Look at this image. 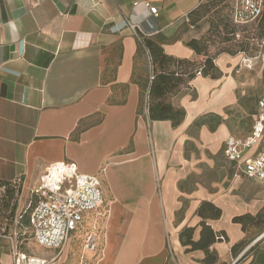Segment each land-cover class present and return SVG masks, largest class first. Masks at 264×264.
I'll return each mask as SVG.
<instances>
[{"label": "crops", "instance_id": "obj_1", "mask_svg": "<svg viewBox=\"0 0 264 264\" xmlns=\"http://www.w3.org/2000/svg\"><path fill=\"white\" fill-rule=\"evenodd\" d=\"M144 1L0 0V184H18L19 215L45 169L71 163L101 179L104 200L61 252L0 236V264L17 249L44 264H264V219L235 221L264 212V186L225 156L229 137L252 134L258 103L251 132L234 135L240 87L221 56L218 78L170 97L185 111L178 126L152 120L151 59L125 19L166 37V55L202 63L176 35L203 0H147L157 16L134 6Z\"/></svg>", "mask_w": 264, "mask_h": 264}, {"label": "built area", "instance_id": "obj_2", "mask_svg": "<svg viewBox=\"0 0 264 264\" xmlns=\"http://www.w3.org/2000/svg\"><path fill=\"white\" fill-rule=\"evenodd\" d=\"M140 4L150 15H158V7L150 1L136 2L134 6ZM263 11L264 0H235L233 22L238 26L254 23L261 17ZM125 27L143 45V38L146 35L140 26L126 18ZM197 75L202 76V69ZM153 80L152 71L149 87ZM145 105L148 113L149 88ZM225 156L235 165V177L250 179L264 186V96L258 100L252 134L246 139L229 137L226 141ZM6 191L7 186L0 184V197H3ZM103 205L102 181L98 176L82 173L71 163H53L45 169L40 185L33 193L27 208L22 214H17L16 224H19L23 214L28 212L30 239L40 247L61 252L74 235L84 231L87 214L100 216ZM106 213H103V216L107 215ZM94 231L85 234L86 250L94 251L97 248L98 237ZM6 236L16 241L19 247L17 229H14L12 235ZM220 239L224 240V237ZM13 257L14 264H44L42 260L28 257L19 249L14 251Z\"/></svg>", "mask_w": 264, "mask_h": 264}, {"label": "rangeland", "instance_id": "obj_3", "mask_svg": "<svg viewBox=\"0 0 264 264\" xmlns=\"http://www.w3.org/2000/svg\"><path fill=\"white\" fill-rule=\"evenodd\" d=\"M234 2L204 0L198 10L188 16L186 26L179 29L176 38L184 39L185 43L199 39L202 45H206L214 65L221 56L232 58L233 69L230 71L240 87L241 111L230 115L229 122L234 135L243 137L251 132L258 100L264 95V38L260 37L258 21L234 26L231 18ZM246 37H249L250 45H246ZM28 239L25 244L35 243Z\"/></svg>", "mask_w": 264, "mask_h": 264}, {"label": "trees", "instance_id": "obj_4", "mask_svg": "<svg viewBox=\"0 0 264 264\" xmlns=\"http://www.w3.org/2000/svg\"><path fill=\"white\" fill-rule=\"evenodd\" d=\"M203 2L201 4H203ZM231 6V18L233 21V5ZM198 8L193 11L190 16H192ZM257 21L259 22L260 37L264 38V11ZM233 24L236 26L234 22ZM166 40L167 38L163 35H159L157 39H150L148 36H144L143 45H140V53L145 50L149 54L154 74V80L149 87L150 118L154 121L170 120L174 126H178L184 119L185 111L181 108H175L170 103V97L180 93L182 88L190 87L191 82L198 77L197 73L201 69L202 76L218 78L220 73L216 65L213 64V59L206 45H202L199 39H192L187 42L186 45L196 51L198 55L205 57L202 63L166 55L162 47L163 42ZM246 45H250L249 37H246ZM1 185H6L7 191L3 197H0V235H12L14 229H17L19 233V247H23L25 242L29 240L28 238H30L29 213L23 214L19 224H16L20 188L18 184L1 183ZM263 219L264 212L258 215L257 218L245 216L237 218L235 221L239 223L246 221H255L259 223ZM103 220L104 219H100L98 222L97 233L101 232Z\"/></svg>", "mask_w": 264, "mask_h": 264}]
</instances>
